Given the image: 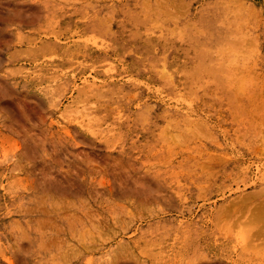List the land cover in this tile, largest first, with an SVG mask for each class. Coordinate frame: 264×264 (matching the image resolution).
Segmentation results:
<instances>
[{"label":"rangeland","instance_id":"374dc122","mask_svg":"<svg viewBox=\"0 0 264 264\" xmlns=\"http://www.w3.org/2000/svg\"><path fill=\"white\" fill-rule=\"evenodd\" d=\"M263 204L264 0H0V264H264Z\"/></svg>","mask_w":264,"mask_h":264},{"label":"bare ground","instance_id":"6f19581e","mask_svg":"<svg viewBox=\"0 0 264 264\" xmlns=\"http://www.w3.org/2000/svg\"><path fill=\"white\" fill-rule=\"evenodd\" d=\"M247 207H249V206H247ZM247 207H246V209L248 210ZM255 210L253 209V211L251 213V216H249V218L247 219L248 222H245L242 225L240 224L241 221L240 222H235V224L239 223L238 226L235 225L234 223H232L233 225H231L232 226L231 229H233L234 232H235V230L238 231V232H246V234H245L246 238H247L248 241H250L249 242V246L251 248H253V249L254 248H258L260 246V248H258V251L259 252L261 251V254H262V251H264V248H263L264 247V204L261 205L259 208H256ZM97 229L99 230V228H97ZM44 243H45L44 241L43 242H38L39 247L40 248L41 247H45L46 244H44ZM56 243L57 242H55V244ZM57 246H59V244H57ZM261 247L263 249H261ZM46 249H48V248H46Z\"/></svg>","mask_w":264,"mask_h":264}]
</instances>
